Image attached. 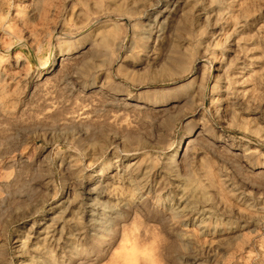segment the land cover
Listing matches in <instances>:
<instances>
[{
	"label": "rangeland",
	"instance_id": "rangeland-1",
	"mask_svg": "<svg viewBox=\"0 0 264 264\" xmlns=\"http://www.w3.org/2000/svg\"><path fill=\"white\" fill-rule=\"evenodd\" d=\"M0 264H264V0H0Z\"/></svg>",
	"mask_w": 264,
	"mask_h": 264
}]
</instances>
